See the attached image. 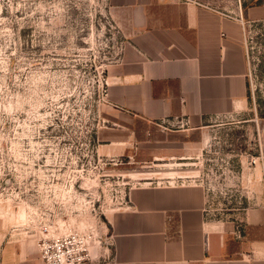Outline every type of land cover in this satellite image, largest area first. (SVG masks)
I'll list each match as a JSON object with an SVG mask.
<instances>
[{"label": "rangeland", "instance_id": "374dc122", "mask_svg": "<svg viewBox=\"0 0 264 264\" xmlns=\"http://www.w3.org/2000/svg\"><path fill=\"white\" fill-rule=\"evenodd\" d=\"M252 30L248 104L184 131L197 145L190 157L153 159L158 149L137 145L111 155L100 144L124 135L107 116L104 72L121 38L106 0H0V227L29 239L24 225L51 195L65 227L102 230L129 187L178 184V175L200 184L208 219L244 221L264 189L255 133L264 110V24ZM69 185L74 196L63 197ZM262 226L255 242L264 243Z\"/></svg>", "mask_w": 264, "mask_h": 264}, {"label": "crops", "instance_id": "0c3cea01", "mask_svg": "<svg viewBox=\"0 0 264 264\" xmlns=\"http://www.w3.org/2000/svg\"><path fill=\"white\" fill-rule=\"evenodd\" d=\"M106 3L121 47L105 68L104 100L124 137L101 148L113 155L137 145L158 149L153 159L190 157L185 153L197 145L181 137L184 131L248 104L242 33L234 16L264 19V0ZM179 119L186 123L173 127ZM255 133L258 181L264 182V110ZM185 177L178 175V184L127 189L125 203L108 217L113 244L106 264H264V243L255 242L256 230L264 228V189L262 203L247 208L244 221L208 219L202 187ZM0 264L42 262L35 243L6 224L0 227Z\"/></svg>", "mask_w": 264, "mask_h": 264}, {"label": "built area", "instance_id": "2783aa9c", "mask_svg": "<svg viewBox=\"0 0 264 264\" xmlns=\"http://www.w3.org/2000/svg\"><path fill=\"white\" fill-rule=\"evenodd\" d=\"M188 1V0H183ZM234 18L240 23L242 45L246 63L245 78L249 84V63L254 36L252 30L256 25L262 26L264 19L251 20L236 15ZM258 29V28H257ZM253 31V35H250ZM180 124L186 123L179 119ZM74 189L69 185L62 194L63 197L74 196ZM47 204L34 207V214L29 222L24 225L23 232L31 239L38 251L42 264H106L111 258L113 235L109 232L108 219L104 229L65 227L66 217L63 216L57 196ZM53 196V194H52ZM126 198L124 200V203ZM70 211V210H69ZM92 247L95 249L92 250Z\"/></svg>", "mask_w": 264, "mask_h": 264}]
</instances>
